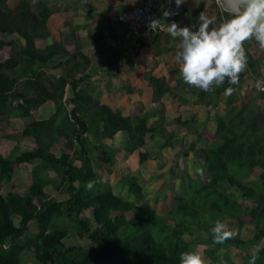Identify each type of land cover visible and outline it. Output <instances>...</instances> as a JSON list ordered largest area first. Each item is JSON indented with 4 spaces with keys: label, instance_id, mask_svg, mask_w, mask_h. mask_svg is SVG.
I'll use <instances>...</instances> for the list:
<instances>
[{
    "label": "rangeland",
    "instance_id": "1",
    "mask_svg": "<svg viewBox=\"0 0 264 264\" xmlns=\"http://www.w3.org/2000/svg\"><path fill=\"white\" fill-rule=\"evenodd\" d=\"M136 1L0 0L9 9L22 5L35 20V24L20 23L13 34L1 36L12 43L0 46V61L19 60L11 72L5 71L15 78L19 96L9 104L7 120L0 122V155L8 161V169L0 172V195L8 217L17 226L20 215L16 207L33 211L40 200L66 199L60 163L50 164L36 151L47 144L55 159L66 154L78 165V145L73 139L74 130H78L95 178L122 201L145 204L155 211L157 218L149 232L157 234L178 264L185 251L201 255L205 264H249L254 246L260 248L255 264H264V100L259 97L264 91V83H260L264 82V48L254 37L244 41L247 64L237 83L226 80L223 85H213V91L202 93L184 83L176 56L181 41L167 31L170 22L163 13L172 15L178 7H165L163 0H157L163 32L141 39L140 45L126 37L124 25L117 22V16ZM240 1L183 0L186 12L176 23L195 32L203 13L218 27L243 11L245 3L239 13L230 9L231 2ZM24 34L32 37L40 54L48 52V45L55 47V54L42 62L19 57ZM83 74L89 76L78 86L75 115L80 121L75 124L70 118V87L64 85L59 105L45 93L62 80ZM229 87L233 92L225 96ZM84 106L89 109L86 114ZM96 111L101 113L98 120ZM36 120L49 128L39 141L24 132ZM228 120L242 124L238 134L245 143L250 138L256 140L254 157L229 166L235 184L206 172L207 157L220 142L217 130ZM94 121L102 131L100 140H96ZM253 123L256 133L251 136ZM213 190L229 198L227 207L219 203L222 211L206 208ZM195 203L196 207L192 206ZM121 213L125 220L118 236L131 239L133 212L119 209L110 215ZM78 217L89 223L90 230L102 225L92 207L83 209ZM218 220L237 233L234 239L213 243L212 229ZM48 232L59 235L67 245L102 248L99 240L82 231L75 214L62 211L41 222L31 220L19 237L3 238L0 258L18 250L11 264H42L35 240Z\"/></svg>",
    "mask_w": 264,
    "mask_h": 264
},
{
    "label": "trees",
    "instance_id": "2",
    "mask_svg": "<svg viewBox=\"0 0 264 264\" xmlns=\"http://www.w3.org/2000/svg\"><path fill=\"white\" fill-rule=\"evenodd\" d=\"M163 3L165 7H170L171 4L176 6L175 0H163ZM185 12L186 8L181 4L176 12L168 17L164 16V18L170 23L177 22ZM30 22L35 24V20L31 18L30 13L22 5L9 9L0 4V46L12 43V41H4L1 36L13 34L20 23ZM161 32L163 31L156 32L154 35ZM23 38L24 45L20 48L19 57L22 55L30 61L42 62L49 59L56 52L55 47L48 45V52L40 54L30 35L24 34ZM138 41L140 45L143 44L141 38ZM18 63L19 60L16 57L0 61V122L7 120V108L11 101L19 96L14 89L15 78L5 74V71L11 72ZM88 76L89 74H83L77 79L66 82L62 80L51 92L45 93L46 98H51L56 105H59L61 104L59 99L62 96L64 85L70 87V101L72 103L70 118L75 124L80 121V118L75 115L79 107L78 100L80 98L78 86ZM214 94H218V91H215ZM259 95L264 100V91H260ZM88 110L84 106L85 114L89 112ZM103 111H105V108ZM96 112L95 115H98V120L101 118V113ZM230 120L227 123H220V127L217 130L218 134H220V142L215 143L213 152L207 157L208 167L206 172L207 176H218L220 179H226L233 184L234 181L229 172V166L238 165L241 161L254 157L256 155L254 149L256 140L248 137L247 139L250 138V142L245 143L241 135L238 134L242 124ZM252 126L253 129L250 135L254 136L256 133L254 123ZM48 130L49 128L43 121L36 120L30 123L24 132L34 135L36 140L39 141L41 140L40 135ZM95 133L96 140H100L102 131L97 124ZM73 139L78 145V165L73 163L66 154H62L58 159H55L47 151L50 148L47 144L37 147L36 151L39 157L47 159L50 164L60 163L66 199L48 198L40 200L33 211L24 209V207H16L15 210L20 215V221L15 226L8 217L6 204L4 205L0 195V215L2 216L0 241L6 236L19 237L23 235L27 230L28 223L33 219L41 222L54 212L63 211L69 216L75 214V220L79 223L82 231L88 237H95L99 240L102 243V248L90 247L85 249L77 245H67L61 240L59 235L54 232H48L39 235V238L35 240V245H37L36 255L42 264H178V258L173 255L172 251L169 253L167 248L158 241L157 234H150L149 232L148 228L154 223V219L157 218L155 211L145 204L136 205L135 203L122 201L112 193L108 185L99 182L91 170V159L84 147L81 131L74 130ZM71 143L72 141L69 142V144ZM256 143L259 145V142ZM7 169L8 161L0 155V172H4ZM76 182H80L82 185H76ZM210 194L214 196H211L207 201L206 208L213 207L217 211H222L223 209L219 203H221V206H228L227 201L229 198L226 195L215 193L214 190ZM248 197L252 199L249 193ZM203 199L206 200L205 198ZM26 201L29 202L28 199ZM196 205L195 203L192 206L196 207ZM87 207H92L94 217L102 223L100 227L90 230L89 223L78 217V213ZM119 209L123 211L132 210L133 212L134 236L131 239H121L118 236V230L125 220V215L121 213L111 216L110 212ZM181 210L186 211L184 209ZM159 231L160 228L156 232L158 233ZM17 251L2 256L0 263L11 264ZM221 264L226 263L223 261Z\"/></svg>",
    "mask_w": 264,
    "mask_h": 264
},
{
    "label": "clouds",
    "instance_id": "3",
    "mask_svg": "<svg viewBox=\"0 0 264 264\" xmlns=\"http://www.w3.org/2000/svg\"><path fill=\"white\" fill-rule=\"evenodd\" d=\"M182 3L183 0H175L177 7ZM163 15L168 17L171 13L165 11ZM199 19L201 22L195 32L179 27L176 22L167 24L168 33L181 41V50L176 56L181 63L180 75L184 83L205 92L213 91V85H223L226 80L236 84L247 64L243 42L254 37L264 48V0H246L241 13L218 27L203 13ZM151 25H159V21H152ZM232 92V88H226L224 95ZM197 171L202 173L200 169ZM212 232L216 244H223L237 235L219 220ZM259 251V246L253 247L249 264H255ZM179 264H205V260L195 252L185 251L180 253Z\"/></svg>",
    "mask_w": 264,
    "mask_h": 264
},
{
    "label": "built area",
    "instance_id": "4",
    "mask_svg": "<svg viewBox=\"0 0 264 264\" xmlns=\"http://www.w3.org/2000/svg\"><path fill=\"white\" fill-rule=\"evenodd\" d=\"M152 21H159V25H151ZM117 22L124 25L126 37L135 41L163 31L164 28L161 7L157 0H137L131 9L117 16Z\"/></svg>",
    "mask_w": 264,
    "mask_h": 264
},
{
    "label": "bare ground",
    "instance_id": "5",
    "mask_svg": "<svg viewBox=\"0 0 264 264\" xmlns=\"http://www.w3.org/2000/svg\"><path fill=\"white\" fill-rule=\"evenodd\" d=\"M230 2V0H228ZM232 1V0H231ZM238 3V2H237ZM245 3L246 4V0H242L239 2V4H233L232 2L230 3V9L235 12V13H239L240 12V6H242V4Z\"/></svg>",
    "mask_w": 264,
    "mask_h": 264
}]
</instances>
